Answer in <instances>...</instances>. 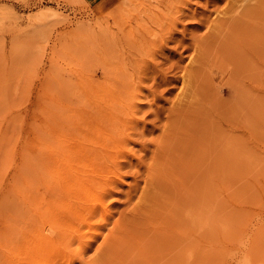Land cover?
Wrapping results in <instances>:
<instances>
[{"label": "rangeland", "instance_id": "374dc122", "mask_svg": "<svg viewBox=\"0 0 264 264\" xmlns=\"http://www.w3.org/2000/svg\"><path fill=\"white\" fill-rule=\"evenodd\" d=\"M0 144V264H264V0H0Z\"/></svg>", "mask_w": 264, "mask_h": 264}, {"label": "bare ground", "instance_id": "6f19581e", "mask_svg": "<svg viewBox=\"0 0 264 264\" xmlns=\"http://www.w3.org/2000/svg\"><path fill=\"white\" fill-rule=\"evenodd\" d=\"M67 109H68V107H67ZM78 109V108H77ZM63 112H65L64 110H66V109H64V107H63V109H61ZM82 110V109H81ZM80 109L77 111L78 112V114H77V118L76 119H78V124H76V126H77V129L79 128H83L84 126H88V127H90V126H92L93 124H94V116H93V114H90V113H85L86 111H81ZM61 111V112H62ZM60 113V112H59ZM63 119V118H62ZM62 121V120H61ZM69 122V121H68ZM60 124V123H59ZM55 125H56V123H55ZM51 126V125H50ZM59 126V125H58ZM61 126V125H60ZM56 127H57V125H56ZM93 127V126H92ZM91 127V128H92ZM53 128V127H52ZM58 128V127H57ZM87 128V127H86ZM76 129V130H77ZM52 130V129H51ZM76 130H75V133L78 135V137H79V132L77 133L76 132ZM81 130V129H80ZM48 131V130H47ZM57 131V130H56ZM79 131V130H78ZM55 135V134H54ZM60 135V134H59ZM53 137V136H52ZM51 137V138H52ZM67 137V136H66ZM47 138V137H46ZM58 141H59V139L58 138H56ZM61 139V138H60ZM67 140V139H66ZM48 141H50V140H48ZM48 141H46L47 142V145H48ZM61 141V140H60ZM74 141H76V140H74ZM82 142H84L85 140H81ZM45 142V143H46ZM112 142H113V144H115V142H114V140L112 139ZM53 143H54V141H53ZM80 143V142H79ZM86 143V142H85ZM84 143V144H85ZM88 143V142H87ZM108 143V142H107ZM57 144V143H56ZM90 144V143H89ZM101 144V143H100ZM113 144H112V146H111V149H113ZM87 145V144H86ZM0 146H1V144H0ZM49 146V145H48ZM51 146V145H50ZM49 146V148H50V150L52 149L51 147ZM53 146V145H52ZM91 146V145H90ZM92 146H95V145H92ZM38 148V147H37ZM42 148V147H41ZM101 148V147H100ZM99 148V149H100ZM3 149V148H2ZM60 149H61V147H60ZM108 149V148H107ZM7 150H8V148H7ZM94 150V149H93ZM48 151V150H47ZM27 152V151H26ZM37 152V151H36ZM61 152V151H60ZM86 152V151H85ZM89 152V151H88ZM70 153V152H69ZM70 154H72V153H70ZM99 153H97V152H95L94 153V155L97 157V155H98ZM61 155H63V153L61 154ZM61 155H59V157L61 156ZM52 156H54L53 154H52ZM76 156H78V155H76ZM27 157V156H26ZM35 157V156H34ZM45 156H43L42 158H44ZM57 157H58V155H57ZM33 159V158H32ZM48 159H49V157H48ZM63 159V158H62ZM42 160V159H41ZM105 160H107V159H105ZM116 161V160H115ZM48 162V161H47ZM50 162V161H49ZM97 162V161H96ZM107 162V161H106ZM110 162V161H109ZM45 163V162H44ZM46 164V163H45ZM60 164V163H59ZM107 164H108V162H107ZM106 164V165H107ZM112 164V163H111ZM62 165V164H61ZM66 165H68V164H66ZM73 165V164H72ZM93 165H94V162H93ZM110 165V164H109ZM108 165V166H109ZM50 166V165H49ZM103 166H104V164H103ZM93 167V166H92ZM45 168V167H44ZM49 168V167H48ZM104 168V167H103ZM103 168H102V172L104 171L103 170ZM87 169V168H86ZM105 169V168H104ZM45 170V169H44ZM52 170V169H51ZM51 170H49V171H51ZM110 171V170H109ZM52 172V171H51ZM51 172H48V173H50L51 174ZM90 172H91V170H90ZM106 173V172H105ZM109 173V172H108ZM111 173V172H110ZM73 174V173H72ZM56 175H58V173L56 174ZM64 175V174H63ZM97 175V174H96ZM52 176V175H51ZM94 176V175H93ZM56 178L58 177V176H55ZM96 177V176H95ZM59 178V177H58ZM57 178V179H58ZM55 179V178H54ZM51 181V180H50ZM56 181V180H55ZM94 181H95V179H94ZM57 182H58V180H57ZM43 183V182H42ZM89 183V182H88ZM58 184H60V183H58ZM58 184H56V186H58ZM66 184H67V182H66ZM65 184V185H66ZM75 184H76V182H75ZM87 184V183H86ZM72 185V184H71ZM44 186V185H43ZM46 186V185H45ZM44 186V187H45ZM51 186H53V185H51ZM90 186H91V184H90ZM47 189H49L50 187L47 185ZM61 187H62V185H61ZM56 188V187H55ZM59 188V187H58ZM66 188H68V186H66ZM70 188V187H69ZM44 189V188H43ZM51 189V188H50ZM57 189V188H56ZM55 189V190H56ZM61 189V188H60ZM71 189V188H70ZM76 189V188H75ZM38 190V189H37ZM37 190H34V191H37ZM51 190H53V192H54V189L52 188ZM73 190V189H72ZM45 191H46V189H45ZM49 191V190H48ZM47 191V192H48ZM58 191V190H57ZM50 192V191H49ZM52 192V191H51ZM50 192V193H51ZM61 192H64V191H61ZM86 192V191H85ZM49 193V194H50ZM55 193L56 192H54V196H55ZM109 193V192H108ZM43 194H45V192L43 193ZM84 194H87V193H84ZM59 195V194H58ZM57 195V196H58ZM68 195V194H67ZM47 196V195H46ZM56 196V197H57ZM85 196V195H84ZM50 197H51V194H50ZM61 197V196H60ZM86 197V196H85ZM93 197H94V195H93ZM53 198V197H52ZM58 198V197H57ZM46 199H48L49 200V196H48V198H46ZM54 199V198H53ZM44 201V200H43ZM78 202H80V201H78ZM45 203H47V202H45ZM49 203H50V201H49ZM54 203V202H53ZM65 203V202H64ZM68 203V202H67ZM66 203V204H67ZM87 203V202H86ZM98 203V202H97ZM48 204V203H47ZM56 205H58V203L56 204ZM68 205V204H67ZM73 205V204H72ZM71 205V206H72ZM85 205V204H84ZM75 206V205H74ZM73 206V207H74ZM55 207V206H54ZM58 207V206H57ZM59 208V207H58ZM76 208H77V206H76ZM77 210V209H76ZM47 211H45V213H46ZM60 212V211H59ZM58 212V213H59ZM57 213V212H56ZM32 214V213H31ZM34 214V213H33ZM56 215V214H55ZM31 216H33V218H34V215H31ZM36 217H37V215H35ZM4 217V216H3ZM63 217V216H62ZM72 217V216H71ZM80 217V216H79ZM28 218V217H27ZM31 218V217H30ZM60 218V217H59ZM42 219V218H41ZM47 219V218H46ZM81 219V218H80ZM28 220V219H27ZM32 220V219H31ZM34 220V219H33ZM78 220H79V218H78ZM36 221H38V220H36ZM85 221V220H84ZM23 223H24V221H22ZM26 222V221H25ZM29 222H30V220H29ZM28 222V223H29ZM39 222V221H38ZM37 222V223H38ZM69 222V221H68ZM82 222V221H81ZM86 223V222H85ZM72 224V223H71ZM14 225V224H13ZM30 225H31V223H30ZM29 225V226H30ZM36 225V224H35ZM49 226V225H48ZM79 226H80V224H79ZM36 227V226H35ZM78 227V226H77ZM49 228V227H48ZM50 228H52V227H50ZM57 229V228H56ZM93 229V228H92ZM33 230V229H32ZM53 230H55V228L54 229H51V231H53ZM77 230H78V228H77ZM86 230V229H85ZM34 231V230H33ZM57 231V230H56ZM31 232V231H30ZM57 232H59V231H57ZM44 233V232H43ZM77 233V232H76ZM33 239V238H32ZM57 239V238H56ZM106 239H107V237H106ZM105 239V240H106ZM110 239H112V238H110ZM59 240V239H58ZM36 241L38 242V243H36L37 245H39V246H41V247H45L46 248V246L48 247H50V245H52V238L51 237H49V235L48 236H46L45 234L44 235H40V234H38L37 235V238H36ZM33 242V241H32ZM106 242V241H105ZM36 245V246H37ZM48 247V248H49ZM39 248V247H38ZM51 248V247H50ZM49 248V249H50ZM35 250V249H34ZM33 250V251H34ZM48 251V250H47ZM51 251L52 250H50V252H49V254L51 253ZM53 251H54V249H53ZM73 251V250H72ZM72 251H70L69 250V252H72ZM44 252H46V251H44ZM73 253V252H72ZM76 255V254H75ZM16 259V258H15ZM19 259V258H18Z\"/></svg>", "mask_w": 264, "mask_h": 264}]
</instances>
